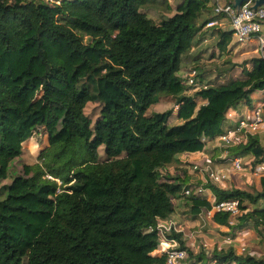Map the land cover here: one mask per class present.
<instances>
[{
  "label": "trees",
  "instance_id": "1",
  "mask_svg": "<svg viewBox=\"0 0 264 264\" xmlns=\"http://www.w3.org/2000/svg\"><path fill=\"white\" fill-rule=\"evenodd\" d=\"M147 3L0 0V178L38 128L48 138L38 161L0 187V264H168L159 225L180 200L193 217L210 210L200 187L216 202L239 199L237 228L253 227L264 241V177L254 191L211 178L191 183L181 159L205 151L214 159L225 118L252 116L264 91V56L244 61L246 70L224 83L205 82L200 72L187 84L185 53L210 34L220 53L231 54L232 31L206 27L218 18L213 0H183L159 23ZM163 99L176 107L149 113ZM262 141L249 133L214 163L242 157L243 168L254 169L264 163ZM233 218L213 216L220 228ZM166 237L188 264H264L258 252L197 250L174 229Z\"/></svg>",
  "mask_w": 264,
  "mask_h": 264
},
{
  "label": "rangeland",
  "instance_id": "2",
  "mask_svg": "<svg viewBox=\"0 0 264 264\" xmlns=\"http://www.w3.org/2000/svg\"><path fill=\"white\" fill-rule=\"evenodd\" d=\"M183 2V0H148V3L144 7V11L147 16L154 22L159 23L165 17H168L175 13L177 7ZM226 28L227 25H221ZM220 28V26H218ZM206 31V29L204 30ZM200 34L197 35L196 39ZM216 36L206 34V39L199 41L194 49L190 52L188 57H185L183 62V69L180 75L185 79L187 84H190L191 79H194L196 75L202 72L203 76L201 80L205 82H214L217 84L224 83L233 77H237L246 70L244 61L249 58L258 56L260 52L255 49L258 45L256 42L240 43L234 41L233 51L231 54H222L214 46L216 42ZM215 55V57L213 56ZM200 69H196V67ZM211 81V82H210ZM261 98L264 96V91L260 93ZM263 104V103H261ZM176 106L173 101L163 99L157 104L153 105L149 113L164 112L168 109H174ZM87 113H91L95 117L96 109L94 106H88ZM244 112L239 111L236 115V119L243 116ZM246 116H248L246 114ZM249 117V116H248ZM236 119L225 118L222 123L224 129L236 130V124H233ZM178 122V119H174ZM234 125L235 128H231ZM249 133H257L262 137L264 144V122L258 125L255 131H251L248 128H241L235 135L237 138L245 139V136ZM48 144L47 134L44 128H38L33 137L24 143V153L21 157L16 158L10 166V175L6 179L0 178V187L5 184L11 183L13 176L16 174L24 173V166L26 164H34L38 161V155L41 150ZM217 148V154L214 159L211 156L215 153L213 151L198 152L192 154H185L182 156L184 169L191 173V183H196L202 179H210L209 174L213 173L218 175L220 181H214L215 183H224L226 187H238L246 189L248 191H254L260 187V180L264 176H259L254 173V169L250 165L243 168L242 171H232L229 163L216 164V160L224 157V150L222 142L215 140L214 149ZM216 159V160H215ZM249 162L246 158L244 163ZM195 165L194 169L192 166ZM199 169V170H197ZM174 175L177 173L173 169L171 171ZM197 193L201 195H208L212 203L215 198L209 189L202 187L198 188ZM183 200V199H182ZM189 207L182 204V201H178L176 204V210L170 217V220L176 223L179 231L183 232V239L186 243L199 250L201 247H205L209 251H213L215 248L228 249L233 247L238 253L258 252L264 254V241H261V236L255 228H247L244 232L243 228H237L239 225L238 216L234 215L231 221L230 228L217 227L214 220V212L210 213L209 210H203L197 217H193ZM231 231L229 234L227 231ZM244 233V234H243ZM181 264H188V260Z\"/></svg>",
  "mask_w": 264,
  "mask_h": 264
},
{
  "label": "built area",
  "instance_id": "3",
  "mask_svg": "<svg viewBox=\"0 0 264 264\" xmlns=\"http://www.w3.org/2000/svg\"><path fill=\"white\" fill-rule=\"evenodd\" d=\"M51 1L57 4L61 2V0ZM213 1L214 13L218 18H211L207 22L206 27H216L226 22L232 27L233 39L235 41L240 43L256 42L258 45L257 51L264 56V7L262 6L255 9L253 7L254 0L242 4L240 7L226 0ZM190 82H193V79H191ZM236 121L238 124L236 130L228 129L225 133L218 136V140L222 142V146L225 148L240 141L235 134L237 131L241 130V128H248L251 131H255L258 125L264 122V105H257L251 117L243 115ZM243 164L244 158L242 157L229 159V165L232 171H242ZM253 171L259 176H264V163L257 165ZM209 176L211 179H214V181H220L218 175L211 173ZM209 211L210 213L227 212L234 216L240 213V201L239 199H228L219 202L214 200L213 206ZM173 229L178 231L176 224L172 221L159 225V233L161 235L160 246L163 251H167L168 253V264H181L186 258V251L176 248L177 241L174 239L168 240L166 237V233ZM169 241L175 243V246H167Z\"/></svg>",
  "mask_w": 264,
  "mask_h": 264
},
{
  "label": "crops",
  "instance_id": "4",
  "mask_svg": "<svg viewBox=\"0 0 264 264\" xmlns=\"http://www.w3.org/2000/svg\"><path fill=\"white\" fill-rule=\"evenodd\" d=\"M226 1H228V0H226ZM232 1H234V0H232ZM223 24H226L227 25V27L229 28V30H230V26L228 25V23H223ZM223 24H221V25H223ZM221 25H219L220 26V28L221 29H225V28H223ZM216 27H218V26H216ZM226 27V28H227ZM235 41V40H234ZM194 48H192L190 51H188V52H186L185 53V55H184V57H188L189 56V54H190V52L193 50ZM263 91H261V92H259V93H257L256 95H255V98H257V101H256V104H261V101H262V99L264 98V96L261 98V95H260V93H262ZM244 113H246V112H244ZM236 115H237V113L236 114H230L229 116H228V118H230V119H236L235 117H236ZM248 115V114H247ZM249 116V115H248ZM248 116H246V117H248ZM237 120V119H236ZM235 120V122H237ZM235 122L233 123V124H235ZM227 129V128H226ZM195 154V153H194ZM245 159V158H244ZM171 221V220H170ZM176 224V223H175ZM177 226V225H176ZM178 231H179V229H178ZM177 245H178V243H177ZM176 245V246H177ZM167 246H175V243H173L172 241H169L168 242V245ZM160 248H161V250L163 251V249H162V247L160 246Z\"/></svg>",
  "mask_w": 264,
  "mask_h": 264
},
{
  "label": "water",
  "instance_id": "5",
  "mask_svg": "<svg viewBox=\"0 0 264 264\" xmlns=\"http://www.w3.org/2000/svg\"><path fill=\"white\" fill-rule=\"evenodd\" d=\"M250 0H234L233 4L237 7H240L242 4L249 2ZM264 7V0H254L253 7L258 9L259 7ZM230 31H232V27H230Z\"/></svg>",
  "mask_w": 264,
  "mask_h": 264
}]
</instances>
